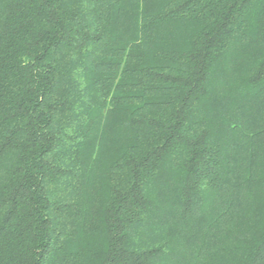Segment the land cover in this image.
<instances>
[{"label": "trees", "instance_id": "obj_1", "mask_svg": "<svg viewBox=\"0 0 264 264\" xmlns=\"http://www.w3.org/2000/svg\"><path fill=\"white\" fill-rule=\"evenodd\" d=\"M0 264H264V0H0Z\"/></svg>", "mask_w": 264, "mask_h": 264}]
</instances>
